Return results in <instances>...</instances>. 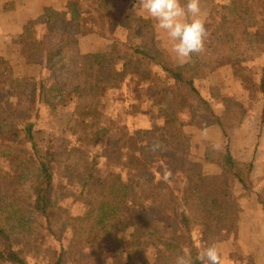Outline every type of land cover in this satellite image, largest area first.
Listing matches in <instances>:
<instances>
[{
  "label": "trees",
  "instance_id": "obj_1",
  "mask_svg": "<svg viewBox=\"0 0 264 264\" xmlns=\"http://www.w3.org/2000/svg\"><path fill=\"white\" fill-rule=\"evenodd\" d=\"M56 2L21 25L15 51L0 59V85L7 84L8 92L0 96V264H29L27 257L34 251H43L47 264H121L124 253L125 264H174L181 254L199 264L196 257L203 247L215 243L219 249L229 239L236 245L240 203L256 182L254 159L236 161L228 145L210 158L193 157L179 109L217 124L227 136L247 115L251 97L260 94L264 101V0H213L220 21L204 51L175 67L157 46L152 21L130 18L117 0ZM89 33L118 43L122 69L107 57L80 51L79 40ZM125 88L130 110L144 116L149 109L162 129L178 139L172 178L182 181L180 195L161 180L157 187L162 194L154 196L153 208L136 202L156 181L142 157L154 143L138 138L133 141L135 158L127 157L121 171L95 177L99 152L76 169L81 187L69 195L83 198L86 206L78 213L61 207L52 193L51 156L34 151L27 157L28 145H36L40 116L70 108L69 124L77 120L81 125L74 130L85 132L94 126L101 100ZM89 133L96 142L108 130ZM221 176L227 198H205L203 188ZM167 198L180 201L176 214L168 210ZM214 221L226 224L228 234H218ZM164 227L172 238L165 237ZM67 232L72 235L68 240Z\"/></svg>",
  "mask_w": 264,
  "mask_h": 264
},
{
  "label": "rangeland",
  "instance_id": "obj_2",
  "mask_svg": "<svg viewBox=\"0 0 264 264\" xmlns=\"http://www.w3.org/2000/svg\"><path fill=\"white\" fill-rule=\"evenodd\" d=\"M55 4L57 5V2ZM214 13L215 15L210 18V22H205V27L207 29L206 39L209 38L211 30L214 28L213 26L219 23L217 16L220 14L218 11H214ZM116 44L117 49H114L113 53L91 54H99L109 58L114 66L120 70L123 66V59L119 53L118 43ZM16 47L7 54V57L15 51ZM161 52L163 53V51ZM0 59H5V57H0ZM165 59L168 65L175 67V65L169 64L167 58ZM6 86L7 84L0 85V91L2 92L0 96L2 98H5L8 95ZM127 89L128 88H125L122 91H112L101 100V104L96 111L97 117L93 120L94 126L92 128H87L85 132L82 130H74L75 127L81 125L77 120L69 124V120L73 118L72 110L70 108H61V110L54 114H43L40 116L38 126H36L34 131L36 148H34L35 146H31L29 144L27 157L29 158L31 153L34 151H41L43 153L46 152V154L51 156V164L55 175L53 183L54 189L52 193L54 199H58V201H60L61 207H69L72 212L78 213L86 206L83 198L75 199L73 196L69 195V192L80 190L81 187V183L77 180L78 173L76 169L85 166V164H90L93 155L99 152L102 156L101 165L95 170V177H103L111 170L121 171L122 164H125L126 158L135 156L133 154L136 152V146L133 144V141H136L138 138L139 141L142 140L141 143L144 142L145 144H149V142H158L161 146L157 151L146 149L148 152H145V156H142L147 161V172H150L151 175L155 177L157 182L154 181L149 183V187L143 191L146 195L145 197L144 195H139V199H137L136 202L139 203L141 207L145 206L144 208H153V202L155 200L153 198L161 190V188L157 187V183H159L158 181H161V170L170 169L173 173L175 166L172 163V156L174 153L173 151L176 148H179V145L177 144L178 139H173L169 133L162 129V125L158 124L157 121L153 119L149 109L148 115L144 116H140V114L136 115L137 112L135 109L130 110L127 103L129 96ZM202 92L206 95L205 90ZM142 108L145 109L147 107L144 106ZM218 108L219 106H217L216 110H218ZM184 112L188 111L179 109V121L185 128L184 123L186 124V122L184 121V118L181 120V114ZM105 128L108 130L106 138L100 139L96 142L89 139L90 130H103ZM147 131L148 133H146ZM184 134L186 136V142H188V136L193 135L190 130L186 131L185 129ZM134 135L136 138L132 137ZM187 149L189 150L188 145ZM246 150L249 152L245 153L244 158L250 157L251 154L250 149ZM208 169H210V171L214 170L212 167H209ZM92 181L94 182L95 179ZM169 183H171L173 189H175V194L180 195L182 181L173 177ZM56 191H58V197L55 196V193L57 195ZM27 193L31 195L30 189ZM160 194L162 193L160 192ZM204 197L208 198L207 196ZM165 201L169 208L168 210L176 214L178 212L177 207L181 205L179 203L180 201L176 198H167ZM130 204H132L133 210L137 209L133 200ZM213 228L222 236L228 234L229 232L228 226L226 224L224 225V223L214 221ZM161 229L163 230L166 238H172L173 233L169 228L164 227ZM71 237V233L67 232V240ZM50 241H52V239H50ZM183 247L185 250L188 249V243H184ZM42 252L34 251L32 254L28 255L27 259L29 264H47L48 257H46L45 254L42 255ZM228 259V264L230 259H232V262L235 264H247L246 259L244 258H240L242 263L236 256ZM223 261L224 264H226V260ZM151 264H158V262L153 261Z\"/></svg>",
  "mask_w": 264,
  "mask_h": 264
},
{
  "label": "crops",
  "instance_id": "obj_3",
  "mask_svg": "<svg viewBox=\"0 0 264 264\" xmlns=\"http://www.w3.org/2000/svg\"><path fill=\"white\" fill-rule=\"evenodd\" d=\"M56 0H0V57L16 47L20 39L21 25L32 16H39L47 6H57ZM137 3L134 14V5ZM117 7L130 18H146L153 23L156 44L163 51L171 65H181L174 52L175 41L167 33L156 28V21L143 11L137 0H117ZM200 18L210 22L215 15L213 0H200ZM218 22L220 15L217 16ZM116 42L99 33H89L79 40V48L83 53H113L117 49ZM189 59L186 61L188 62ZM185 62V63H186ZM184 64V63H183ZM263 98L260 94L251 97L249 109L245 118L233 129L227 131V136L222 129L211 121L195 117L191 113L181 114V120L186 122L185 130L193 135L188 136L187 145L189 153L195 158H210L215 150L223 149L227 145L233 159L247 162L252 159L254 165L255 186L249 196L240 203V213L237 222V240L234 245L232 240L219 244V252L228 264V258L236 256L246 259L247 264H264V110ZM219 146V147H216ZM251 150L250 157L244 158L247 151ZM209 167H213L211 164ZM237 184V183H236ZM203 195L208 198H227L228 187L225 177L221 176L203 188ZM241 246V248H240ZM245 261V260H243ZM229 264H235L230 259Z\"/></svg>",
  "mask_w": 264,
  "mask_h": 264
},
{
  "label": "clouds",
  "instance_id": "obj_4",
  "mask_svg": "<svg viewBox=\"0 0 264 264\" xmlns=\"http://www.w3.org/2000/svg\"><path fill=\"white\" fill-rule=\"evenodd\" d=\"M140 8L156 21V28L167 33L175 41L174 52L181 64L193 54L204 51L207 29L200 18V0H137ZM137 3L134 5V14ZM158 142L152 145L151 151L160 149ZM219 147V146H216ZM173 176L170 169L161 170V180L169 182ZM127 254L121 255V264H125ZM196 260L199 264H224L222 256L215 243L198 251ZM174 264H195L190 255H177Z\"/></svg>",
  "mask_w": 264,
  "mask_h": 264
}]
</instances>
